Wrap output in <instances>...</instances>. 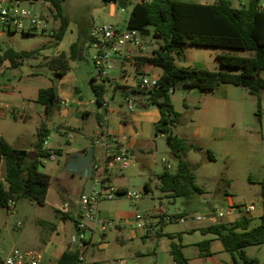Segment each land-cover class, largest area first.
<instances>
[{"label":"rangeland","instance_id":"rangeland-1","mask_svg":"<svg viewBox=\"0 0 264 264\" xmlns=\"http://www.w3.org/2000/svg\"><path fill=\"white\" fill-rule=\"evenodd\" d=\"M199 1L207 4L214 2V0ZM246 1L241 0L242 3H238L236 0H229L231 6L234 8L245 4ZM134 3V1H129L124 10L117 9L115 16L110 17L108 14V4H105L103 8L102 0H61L62 13L68 20V26L63 38L58 42H56L53 36L41 34L37 31L30 35H23L20 32H5L0 35L1 50L9 47L17 52H27L41 48L42 46L44 47L36 59L26 60L17 68L11 67L8 61H4L0 66V85L12 83L16 86L15 88L24 86L23 88L29 89L33 77L36 75L41 81L47 79L55 82L50 70L46 67V61L57 56L60 52L68 53L70 44L77 39L78 29L85 30L92 25H98L103 22L118 25L123 23L128 19ZM26 5L33 13H40L37 3ZM52 26L57 30L58 21ZM149 32L150 35L148 37L142 38L144 44L143 53L147 56L158 47V42L152 38L151 29H149ZM184 48L187 51L190 48L209 49L191 44H185ZM229 52L236 56L247 57L253 55L252 52L237 50H231ZM88 54H93L91 48L88 49ZM91 64L90 57L87 55L82 60L70 63V69L66 73L69 76L64 78L67 81L68 87L72 84L79 87L81 90L80 93L85 99L88 98L89 73L92 70L90 68ZM138 68L140 74H137L135 69L129 68V71L121 76L120 83L134 87L139 76H155L160 71L159 67L149 64H142ZM117 74L118 72L116 70L112 72L113 77H116ZM261 78H264V73L261 74ZM40 84L42 86L44 83L41 82ZM226 85V100L220 101L219 104H214L212 108H220V111L225 112L224 117L215 114H203L200 111L193 117V109L203 106L200 90L194 88L175 92L176 96L180 97L181 100L183 99L185 104L188 105V108H183V111L181 109L180 114L184 120L183 124L192 118L197 124L201 123L209 127L224 128L227 133L225 140L217 142L216 144L215 161L209 160L205 152L198 154L190 152V159L196 156V160L199 162L196 184L203 189L204 193L194 199L189 205H186L182 198L170 199L166 195H162L161 200V193L157 189L159 182L155 177H148L145 174L143 178L132 181L127 180L126 176L129 172L124 171V178H121V175H119V178L114 180L112 186L114 188L125 186L129 192L138 193L141 196L140 200L134 203L125 196L111 200L100 197L98 205L94 207L93 211L95 215L97 209L100 211L98 220L120 219L123 221L124 226L122 232L125 236L124 243L119 244L115 242L113 229H107L105 232L106 236L103 237L98 228L93 229V224L87 222L89 230L85 233L86 238H92L96 246H99L102 239L108 243V247L99 255L100 260H104L106 262L105 264H112L113 260L117 259H123L126 264H171V258L167 252V239L156 242L154 233L165 222L167 224L163 227V230L166 232L177 233L183 230L185 227L184 222H175L174 216L180 215L184 211H189L193 218L196 215H206L210 211L225 209L224 194H221V192L217 193L216 189L222 179L226 181V175L232 176L233 178V186L228 189V192L236 204H252L256 211L262 208L261 185L257 181L249 182L248 175H251L255 180L264 176V91L260 94L262 102L260 118L258 119L256 115V97L250 95L244 87L231 84ZM117 100L118 98L116 97ZM176 106L180 110V103L178 101H176ZM232 132L237 133L236 138L233 137ZM51 138L53 141L58 140L63 142L62 137L54 133H51ZM153 141L155 142V148L152 153L147 155L148 168L153 172H160L164 167L161 160L164 159L166 164L174 169L175 161L164 138L158 136ZM41 161L42 163L45 162V165L39 167V170L44 172L45 169L48 170L49 164L46 158H42ZM45 166L46 168L44 169ZM144 171L147 173V170ZM206 172L209 173V178L205 177ZM146 181L150 185L149 193H146L144 190V182ZM56 188V186H53L48 200L43 206H38L34 202L26 199H20L16 201L15 210L11 213L12 216L9 221H6L5 214L0 215V248L3 252L8 253L14 248L31 250V247L26 246L24 238L33 235L44 237L51 235L54 239H58L61 244L65 245L72 235L77 234L73 228V222L78 221L80 218V210L78 207L79 196L90 194L103 195L111 192L108 188L100 192L99 187L95 191H91L87 187L83 190V187L79 184L71 186L68 183L62 186L63 189H68L67 191L60 189L55 191L54 189ZM71 203L75 204L76 208L73 209L70 205ZM160 203L164 206L166 215L171 219L166 221L162 216H154V218H158L156 225L152 227L154 231L150 235V239L143 240L138 234L139 230L136 228L134 218L136 215L140 216L145 220L147 227L146 218L152 213L153 208L157 207ZM56 210H59L61 213L57 214ZM253 211L251 213H254ZM64 212H68L66 219L61 218V214ZM38 219L45 221L46 225L41 226L37 222ZM228 219L229 217H224L221 220L227 221ZM18 222L22 224L19 229L15 228ZM206 223L207 221L198 222L191 220L189 226L195 227L205 225ZM51 226H55L54 231L50 230ZM197 238H199L198 233H189L185 236V239L192 241L197 240ZM147 246H152L155 249V254H145V248ZM137 251L141 253V257L139 258L135 255ZM190 252V250L187 252L188 255ZM245 254L246 256L257 258L259 264H264V244L249 247L245 250ZM224 255L229 261V254L225 252ZM221 258L219 255L213 258L204 256L200 261L197 258L192 259L191 264H225V262L220 261Z\"/></svg>","mask_w":264,"mask_h":264},{"label":"trees","instance_id":"trees-1","mask_svg":"<svg viewBox=\"0 0 264 264\" xmlns=\"http://www.w3.org/2000/svg\"><path fill=\"white\" fill-rule=\"evenodd\" d=\"M46 1L55 10L54 19L58 21V28L53 37L58 42L64 36L68 20L62 13L61 0ZM102 1L106 4L116 0ZM127 25L140 31L149 32L151 29L153 40L158 42V47L150 56L135 58L139 64L153 65L162 70L156 88L148 93L140 92L146 96L148 105L155 106L159 112V120L152 125V139L164 135V141L175 161L174 169H165L156 176L159 182L157 189L170 198H182L189 205L204 193L195 182L194 171L197 165L187 160V153L190 150H199V147L174 134L173 129L182 125L184 120L174 110L170 94L194 88L210 92L223 84L241 86L256 97V115L259 119L262 102L260 94L264 91V78H261L264 73V12L257 10V0H247L237 8L232 7L229 0H214L212 4L186 0H149L133 4ZM86 32V29H78L77 39L70 44L68 53L60 52L46 61V67L55 82L51 87L39 89L36 97V102L44 107L46 115L59 101L55 86L68 72L69 61H79L87 55ZM185 44L217 49L216 60L220 69L210 71L205 68L177 67L176 61H184ZM43 48L42 46L27 52H17L9 47L0 49V66L8 61L11 67L17 68L26 60L36 59ZM231 50L252 52L253 55L236 56L229 52ZM96 80H91V89L97 103L101 104L105 85ZM183 107L187 108L184 101ZM47 136L48 132L41 126L34 145L37 153L34 160L18 157L21 151L9 146L0 136V172H3V179L8 184L7 192L0 184V207L7 208L9 199H26L38 206L45 204L50 178L39 167L41 159L49 156L48 151L41 147ZM260 184L264 194V179ZM116 193L122 194L120 190ZM189 216L192 214L184 211L174 218L188 219ZM250 221L249 217L239 215L231 223L217 221L200 227L197 231L203 236L211 235L219 240L223 250L230 256L228 264H259L258 259L246 256L244 249L264 244V217L254 227H250ZM167 238L171 240L168 248L171 264H190L183 253L180 236L168 234ZM174 238L176 241H173ZM209 243V239L197 243L201 256L210 254ZM84 251L85 247L68 249L55 264H80Z\"/></svg>","mask_w":264,"mask_h":264},{"label":"crops","instance_id":"crops-1","mask_svg":"<svg viewBox=\"0 0 264 264\" xmlns=\"http://www.w3.org/2000/svg\"><path fill=\"white\" fill-rule=\"evenodd\" d=\"M186 1L207 4L199 0ZM104 7L105 4L103 3V8ZM116 9L117 8L108 9L109 16L111 12H116ZM88 30L89 28L86 29V37ZM183 51L184 61H176L175 63L177 67L205 68L210 71H217L220 69V66L216 60V54L218 52L217 49L190 48L187 51V49L183 48ZM142 56L147 57L145 54ZM136 57L141 56H135L131 60L126 59L121 67V72L117 71V76L120 73L121 76L127 73L129 68L135 69V71H137L136 73L140 74L138 66L142 64H139V62L135 61ZM72 62L74 61H69V69L70 63ZM91 66L92 64L90 65L92 70L89 73L90 80L88 86V98H83L80 93L81 90L75 84H72L68 87L67 81L64 78L68 77L69 75L65 74V76L60 81L56 82L57 84L55 88L59 101L51 109L48 115H46L44 107L36 102V97L39 89L53 86V81L47 79L45 81H41V79H39V77L36 75L33 77V81L31 82L29 89L23 88L24 86L15 88L16 86H14L12 83L0 85V136L9 146L19 151L35 152L34 145L37 140L38 129L41 126H44L45 130L48 132V136L44 140L45 144L42 143L41 147L43 150L48 151V153H53L54 157L51 159L48 157L46 158L49 164L47 168L48 170L45 169V166V171L43 172L50 178L45 204L53 186L57 187L54 189L55 191L58 189L67 191L68 189H63L62 186H65L67 183L71 186L79 184L83 187V190L87 187V189L95 191L96 188L99 187V184H101L102 188L104 189L108 188L112 191L120 190L121 193H124L128 191L125 186H118L116 188L112 186V183L114 180L119 178V175H121V178H124V171L129 172V174L126 176L127 180L133 181L143 178L145 174H147L148 177L153 176L156 178L158 174H160L166 169L167 166H169L166 164L164 159L161 160V162L164 164V167L160 172L151 171L147 165V155L152 153L153 149L155 148V142L152 139L151 130L152 125L156 123L160 117L157 108L155 106L148 105L145 95L137 92L132 86L121 84L120 81L117 82L113 88L112 102L108 107H103L102 104L97 103L91 89V80L94 78L97 79L93 67ZM159 69L160 71L157 72L155 75L156 77H159L162 73L161 68ZM41 82L44 83L42 86L40 84ZM96 82L98 81L96 80ZM226 86V84L220 85L210 92L200 91L203 106L201 108L193 109V117H195L198 111L202 112L203 114H215L224 117V111H220V108H212L214 104H219L220 101L226 100ZM116 97L118 98L117 101ZM126 97H130L135 101V110L128 111L126 109L124 105V99ZM170 99L174 110L178 113H181V109L183 111L184 108L183 99L181 100L180 97H177L175 92L170 94ZM63 100H67L68 103L63 104ZM176 101L180 103V110L176 106ZM173 132L174 134L185 139L187 143H192L199 147V150H190L187 153V160L191 164L197 165V168L194 171L196 182V176L199 171V162L196 160V156H194L193 159H190V152H195L197 154L205 152L209 160L215 161V148L217 147L216 144L217 142L225 140L227 134L226 130L224 128L209 127L202 125L201 123L197 124L195 123L194 119L191 118L187 123L179 127H175ZM51 133L61 136L63 142L58 140L53 141L51 138ZM105 133H107L110 139L113 152L115 151L118 153L122 149L128 151L131 161L127 168L122 169L115 166L109 167L104 171L94 168L95 164L101 165L103 163L106 155L103 145L101 143H96L99 135ZM232 135L234 138L237 137L236 132H232ZM44 163L45 162L42 163L41 161L40 167L45 165ZM170 169H172L171 166ZM144 170H147V173H145ZM205 177L209 178V173L206 172ZM262 179H264V176L258 180H255L251 175H248L249 182L257 181V183L260 184ZM226 181L227 183L220 181L221 183L218 184L216 191L217 193L221 192V194H224L226 206L229 203L236 204L228 192V189L233 186L232 176L226 175ZM0 184L4 185L3 172H0ZM144 190L145 192L148 191L146 193L150 192V185L148 181L144 182ZM162 195L163 194L161 193V200ZM261 197L262 208L258 209L257 211L254 209V213L246 215L251 220L250 227L260 224L262 217H264V194H262V191ZM70 205L73 209L76 208L75 204L71 203ZM56 211L57 214L61 213L59 210ZM64 213L61 214V218L66 219L68 212ZM99 213L100 211L97 209V218ZM3 214L6 216V221H9L12 214L9 213L6 208L0 207V215ZM239 215L241 214H237L229 218L227 221H218L231 223ZM154 216L155 215L152 214L148 215L146 218L148 226L146 227L145 225L144 229H138V234L143 240L145 237V240L150 239L149 237L154 231L152 227L156 225L158 220V218H154ZM190 218L191 216H189L186 221H183L185 227L183 230L177 233L166 232L163 230V227L167 224V222L161 224L158 231L154 233L156 238L155 241L160 242L162 239H167V247L169 248V243L171 240L167 238V235L169 234L176 237L179 235L183 245V253L191 264L192 259L197 258V260L200 261L204 257L199 253L197 243L201 242L202 240L209 239L210 254L205 257L213 258L214 256L219 255L222 257L220 261L228 264L230 260L228 261L227 257L224 255L225 251L223 250L219 240L211 235L203 236L197 231L198 228L206 226V224L195 227L189 226V222L191 221ZM143 221L145 223V220ZM37 222L41 224V226L46 225V222L42 219H38ZM175 222H178V219ZM18 223L19 226H17ZM18 223L16 224L15 228L19 229L22 224L20 222ZM74 224L75 222H73V228ZM123 226L124 224L113 229L114 240L119 244H123L125 241V236L122 232ZM50 230L54 231L55 226H51ZM189 233H198L199 238L193 241L185 239V236ZM105 236L106 234L103 237ZM24 239L26 246L29 248L31 247V250H36L43 253L44 257L46 258V261L43 264H55L64 251L73 248L84 249V247V261L82 264L106 263L104 260H100L101 258L99 257L100 253H102L104 249L108 247V243L104 242V239L100 241L99 246H96L93 243L92 238L88 240L89 244L85 246H73L69 243V241L63 245L60 241H58V239H54L51 235L45 237L33 235ZM173 241H176V239L174 238ZM248 248L249 247L245 248V250ZM189 250L191 251L189 254L191 256H189L187 253ZM8 253L3 252L0 248V259L3 260V258ZM149 253L155 254V249L152 246H147L145 248V254ZM135 255L137 258L141 257V253L139 251H137ZM117 260H113L112 264H118ZM124 264H126L125 261Z\"/></svg>","mask_w":264,"mask_h":264},{"label":"built area","instance_id":"built-area-1","mask_svg":"<svg viewBox=\"0 0 264 264\" xmlns=\"http://www.w3.org/2000/svg\"><path fill=\"white\" fill-rule=\"evenodd\" d=\"M149 1V0H137L136 2ZM238 3L241 0H236ZM37 3L39 5L40 13H33L26 4L31 5ZM109 9L117 8L116 1H109ZM116 9V10H117ZM257 10L264 12V0H257ZM115 13H110V16H115ZM55 10L46 0H0V35L5 32L14 33L20 32L23 35H30L35 31L41 34H47L53 36L56 29L52 26L57 21L54 19ZM141 31L135 28H130L127 25V20L121 24H112L110 22H103L98 25H92L88 31L89 43L88 49L93 50V54L90 57L93 70L96 74L98 83L105 85V92L103 94L102 106L108 107L112 102V91L117 82L121 80V73L114 77L112 72L114 70L121 72V67L126 59H133L135 56H142L144 53V44L142 42L143 36L140 34ZM156 76H141L136 81L134 89L139 92H150L157 86ZM63 104H67V100L62 101ZM124 105L128 111L135 110V101L130 97L124 99ZM164 138V135H160ZM96 143H101L105 149L106 155L101 165H94L95 169L104 171L109 167L127 168L131 161V157L125 149L121 151L113 152L112 144L107 135H99ZM45 144V142H43ZM53 153H49L48 158H53ZM167 170L170 166L166 167ZM100 192L104 190L102 185L99 184ZM4 190L8 191V184L4 181ZM110 193L103 195H81L79 198V210L80 218L74 224L76 235L70 237L69 243L73 246L87 245L88 240L85 233L89 230L87 222L93 224V229H99L102 236L105 235L107 229H114L123 225V221L117 220H98L96 215L93 213L94 207L98 205L99 198L111 200L113 198H119L125 196L132 200L134 203L138 202L141 196L138 193L126 191L121 195L117 194L116 191L110 190ZM16 207V201L9 199L7 202V211L13 213ZM254 210L252 204L249 205H236L229 203L225 209L217 211H210L206 215H196L192 220L198 222L207 221L206 225H211L224 217H233L237 214L249 215ZM152 215L162 216L166 221L171 218L166 215L164 206L160 203L157 207L152 210ZM177 220V219H175ZM186 221L187 218H179L178 221ZM136 228L144 229L145 223L143 219L136 215L134 218ZM19 226V224H17ZM46 261L43 253L36 250H20L12 249L2 260V264H43ZM84 261V255L80 257V264ZM118 264H124L123 259L117 260Z\"/></svg>","mask_w":264,"mask_h":264},{"label":"water","instance_id":"water-1","mask_svg":"<svg viewBox=\"0 0 264 264\" xmlns=\"http://www.w3.org/2000/svg\"><path fill=\"white\" fill-rule=\"evenodd\" d=\"M129 1L136 2L137 0H116V5H117L118 9L124 10L126 8V6H127V3ZM140 34L143 37H148L149 36V32L148 31H141ZM88 43H89V36L87 34L86 43H85V52H87V56H88ZM18 157H26L28 160H34L37 157V153L34 152V151H29V152L21 151L19 153ZM190 220H192V217L190 218Z\"/></svg>","mask_w":264,"mask_h":264}]
</instances>
